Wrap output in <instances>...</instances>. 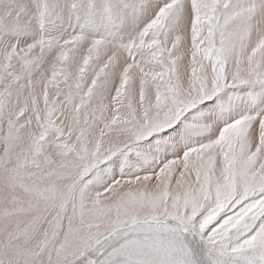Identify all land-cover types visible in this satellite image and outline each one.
Wrapping results in <instances>:
<instances>
[{"label": "snow or ice", "instance_id": "obj_1", "mask_svg": "<svg viewBox=\"0 0 264 264\" xmlns=\"http://www.w3.org/2000/svg\"><path fill=\"white\" fill-rule=\"evenodd\" d=\"M0 264H264V0H0Z\"/></svg>", "mask_w": 264, "mask_h": 264}, {"label": "bare ground", "instance_id": "obj_2", "mask_svg": "<svg viewBox=\"0 0 264 264\" xmlns=\"http://www.w3.org/2000/svg\"><path fill=\"white\" fill-rule=\"evenodd\" d=\"M228 92V96H227V98H224L225 97V95H223V94H221V95H223L222 97H223V99L224 100H222V103H220V104H218V102H216V100H215V102L214 103H217V107L218 108H221V107H223V109H224V111L227 113L228 111H230L231 110V107H239V108H243V107H247V106H249L250 104H251V101L248 99V94H247V92L243 89V88H240V89H237V90H235L234 88L232 89V91L231 92H229V91H227ZM229 106H231V107H229ZM195 111V110H194ZM188 115V114H187ZM189 120H190V122L191 123H195V121L194 120H192L191 119V116L189 115ZM181 126V125H180ZM194 139H198L199 137H197V136H194L193 137ZM147 141V140H146ZM145 141V142H146ZM144 142V141H143ZM138 143V142H137ZM132 149V148H131ZM167 150H168V148H167ZM166 150V151H167ZM130 151V150H129ZM132 151H134V150H132ZM132 151H131V153H132ZM159 151V150H158ZM128 152V151H127ZM126 152V153H127ZM127 155V157L126 158H128L130 155H128V154H126ZM123 157H125V156H123ZM122 159V158H121ZM132 159V158H131ZM125 160V159H124ZM124 160H121V167L122 168H126L125 167V161ZM127 161H129V160H127ZM124 162V163H123ZM129 163H131V162H129ZM124 164V165H123ZM127 164V163H126ZM132 164V163H131ZM139 164V166H141L142 167V163L140 162V163H138ZM137 163L132 167V168H130V166H128L130 169H133V172H135L136 171V169H134V168H138L139 166H137L138 165ZM150 164V163H149ZM140 168V167H139ZM142 169V168H141ZM143 170V169H142ZM120 171V170H119ZM110 172V175H111V170L109 171ZM123 173H132L131 172V170H129L128 168H126V170L125 171H123ZM106 176V175H105ZM108 176V175H107ZM106 176V177H107ZM91 187H93V189L94 190H98L99 188H97L96 187V185L95 184H93V186H91Z\"/></svg>", "mask_w": 264, "mask_h": 264}, {"label": "rangeland", "instance_id": "obj_3", "mask_svg": "<svg viewBox=\"0 0 264 264\" xmlns=\"http://www.w3.org/2000/svg\"><path fill=\"white\" fill-rule=\"evenodd\" d=\"M229 89L232 90L233 88H227V89H224V90L218 95V97H216V98L213 99V102H215V100H217L218 103H222V98H221L222 95H221V94L224 95L225 92L228 91ZM234 89H238V88H234ZM194 110H195V109L190 110V113H194V112H195ZM186 115H187V114H186ZM188 115H189V114H188ZM123 151H124V150H123ZM131 151H132V150H130V151L128 150L127 154L130 155L131 158H133V154L135 153L136 149H135V151H132V153H131ZM114 158H115V157H113V159H114ZM124 159H125V160H124ZM121 160H124V161H125V163H124V162H123V163L125 164V167L128 168V169L132 168V167L135 165V164H134L135 161H133V160L130 159V158H126V157H124V158H122ZM127 160H129V161H127ZM136 161H139V158L136 157ZM129 162H131L132 164L129 163ZM140 162L142 163V161H139V163H140ZM150 162H151V161H150ZM126 163H127V164H126ZM135 163H136V162H135ZM151 163H152V162H151ZM124 164H123V165H124ZM133 164H134V165H133ZM137 164H138V163H137ZM141 165H142V164H141ZM128 166H130V168H129ZM137 166H138V165H137ZM144 166H145V167L148 166L147 163H145ZM100 167L103 168V165H101ZM126 168H122V167H120V168L116 169V170H115V174H116V175L125 174V173H123V171H125ZM141 168L143 169V165H142V167H140L139 170H136V171H143ZM119 170H120V171H119ZM131 170H132V169H131ZM109 171H110V170H109ZM106 176H107V175H106ZM106 176H103V179H105V180L108 179L109 176H110V172H109L108 176H107V177H106ZM95 185H96L97 188L100 187V184H98V183L95 184ZM92 186H93V185H92ZM98 190H99V189H98ZM198 258H199V259H202V260H203V259H206V250L201 249V250L199 251V253H198Z\"/></svg>", "mask_w": 264, "mask_h": 264}, {"label": "crops", "instance_id": "obj_4", "mask_svg": "<svg viewBox=\"0 0 264 264\" xmlns=\"http://www.w3.org/2000/svg\"><path fill=\"white\" fill-rule=\"evenodd\" d=\"M69 27H70V26H69ZM239 89H240V88H239ZM235 90H237V89H235ZM228 91L231 92L232 90L229 89ZM227 94H228V92L226 91L225 94H224L225 97H224L223 95H222V96H223L224 98H227V96H228ZM223 97H221L222 100H224ZM216 102H217V100H216ZM218 104H220V103H218ZM182 124H183V119H182L180 122H178L177 127H181ZM180 125H181V126H180ZM147 139H148V138H145L144 140L139 141L137 144H144V143L147 142V141H146ZM143 141H144V142H143ZM145 141H146V142H145ZM170 147H171V146H168V147H167L168 150H167V148H166L165 150H167V151L170 152ZM131 148H132V149H131ZM135 149H136V151H135ZM128 150H134L135 153L133 154V158H134V157H135V158L137 157V151H138V149L136 148L135 145H130L127 149H125V150L123 151V155L121 156V158H124L123 156L127 157V155H126L127 153H126V152H127ZM128 158L131 159L130 156H129ZM137 158H139V157H137ZM135 162H136V161H135ZM135 162H134V164H136ZM149 163H150V164H149ZM142 165H143V170H144L145 168L151 166V162L149 161V162L147 163L148 166L145 167V166H144L145 163L142 161ZM138 166H139V164H138ZM139 167H141V166H139ZM139 167H138V168L136 167V168H134V169L139 170V169H140ZM129 170H131V169H129ZM131 172L133 173V169L131 170Z\"/></svg>", "mask_w": 264, "mask_h": 264}]
</instances>
